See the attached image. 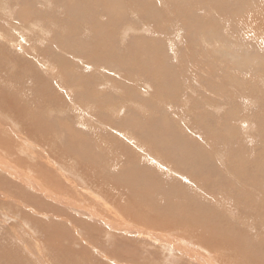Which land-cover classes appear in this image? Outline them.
Masks as SVG:
<instances>
[{
    "label": "rangeland",
    "instance_id": "rangeland-1",
    "mask_svg": "<svg viewBox=\"0 0 264 264\" xmlns=\"http://www.w3.org/2000/svg\"><path fill=\"white\" fill-rule=\"evenodd\" d=\"M129 262L264 264V0H0V264Z\"/></svg>",
    "mask_w": 264,
    "mask_h": 264
},
{
    "label": "bare ground",
    "instance_id": "bare-ground-1",
    "mask_svg": "<svg viewBox=\"0 0 264 264\" xmlns=\"http://www.w3.org/2000/svg\"><path fill=\"white\" fill-rule=\"evenodd\" d=\"M160 95H161V94H160ZM168 107H169V106H168ZM171 108H172V107H171ZM86 114H87V113H86ZM167 123H168V122H167ZM155 156H156V155H155ZM158 159H160V158H158ZM160 161H161V160H160ZM169 168H170V167H169ZM171 171H172V170H171ZM173 171H174V170H173ZM11 173H12V172H11ZM177 173H178V172H177ZM180 174H181V173H180ZM12 175H16V174L14 173V174H12ZM17 176H18V175H17ZM26 176H27V175H26ZM20 177H21V176H20ZM24 177H25V175H24ZM36 185L39 186V184H36ZM41 187H42V186H41ZM38 188H39V187H38ZM43 188H44V187H43ZM41 189H42V188H41ZM42 190H43V189H42ZM44 190H46V189H44ZM50 195H52V194H50ZM101 196H102V195H101ZM50 197H52V196H50ZM56 197H57V196H55V197H53V198L56 199ZM66 197H68V196H66ZM93 197H94V196H93ZM95 197L97 198L98 196H95ZM95 197H94V198H95ZM53 198H52V199H53ZM100 198H102V197H100ZM60 199H61V197H60ZM53 200H54V199H53ZM56 200H58V199H56ZM66 200H67V199H66ZM54 201H55V200H54ZM58 201H59V200H58ZM56 202H57V201H56ZM59 202H61V201H59ZM62 203H63V202H62ZM63 204H65V203H63ZM104 204H105V203H104ZM104 206H105V205H104ZM106 206H107V205H106ZM84 207H85V206H84ZM99 207H100V206H99ZM104 208H105V207H104ZM107 208H108V207H107ZM114 209H115V208H114ZM92 210H93V209H92ZM92 210H91V211H92ZM99 210H100V208H99ZM99 210H98V211H99ZM101 210H102V209H101ZM105 210H106V209H105ZM105 210H104V211H105ZM109 210H110V208H109ZM93 211L96 212L95 210H93ZM113 211H114V210H113ZM115 211H116V210H115ZM106 212H108V210H107ZM106 212H105V215L107 214ZM90 213H92V212H90ZM96 213H97V212H96ZM103 215H104V214H103ZM92 217H93V216H92ZM98 217H99V216H98ZM88 218H89V217H88ZM93 218H94V217H93ZM93 218H92V219H93ZM97 219H98V218H96V220H97ZM100 219H101V218H100ZM96 220H95V221H96ZM104 221H106V220L104 219ZM114 223H115V222H114ZM123 223H124V222H123ZM136 224H137V223H136ZM104 225H105V224H104ZM108 225H109V224H108ZM110 227H111V226H110ZM113 227H114V225H113ZM116 227H117V226H116ZM130 227H132V226H130ZM122 228H123V227H122ZM139 228H140V227H139ZM145 228H146V226H145ZM124 229H125V228H124ZM141 229H142V228H141ZM150 229H151V228H150ZM153 229H154V227H153ZM109 230H110V229H109ZM131 230H132V229H131ZM155 230H156V229H155ZM115 231H116V230H115ZM128 231H129V230H128ZM110 232H111V231H110ZM142 232H144V231H142ZM157 232L159 233V231H157ZM121 233H122V232H121ZM125 233H127V232H125ZM148 233H151V232H148ZM152 233H153V232H152ZM114 234H115V233H114ZM115 235H116V234H115ZM154 235H156V234H154ZM154 235H153V236H154ZM146 236H147V235H146ZM146 236H145V238H146ZM162 237H164V236H162ZM210 237H211V236H210ZM148 238H149V237H148ZM164 238H165V237H164ZM164 238H163V239H164ZM149 239H150V238H149ZM203 239H204V238H203ZM152 241H153V239H152ZM158 241H160V240H158ZM212 241H213V240H212ZM141 242H142V241H141ZM145 242H146V241H145ZM149 242H150V241H149ZM199 242H200V240H199ZM139 243H140V242H139ZM152 243H153V242H152ZM154 243H155V242H154ZM159 243H160V242H159ZM147 245H148V244H147ZM155 245H156V244H155ZM140 246H141V245H140ZM212 246H213V245H212ZM199 249H200V248H199ZM161 250H163V249H161ZM106 251H107V250H106ZM163 251H164V250H163ZM197 251H199V250L197 249ZM202 251H203V250H202ZM202 251H201V253H202ZM195 252H196V250H195ZM205 252H206V251H204V253H205ZM204 253H203V254H204ZM196 254H197V252H196ZM197 256H199V255L197 254ZM201 257H202V256H201ZM105 258H106V257H105ZM108 258H109V257H108ZM203 258H204V257H202V259H203ZM134 259H135V258H134ZM138 259H139V258H138ZM131 261H132V260H131ZM143 261H144V260H143ZM206 261H208V260H206ZM121 262H122V261H121ZM115 263H116V262H115ZM129 263H130V262H129ZM130 264H131V263H130ZM133 264H134V263H133ZM202 264H203V263H202Z\"/></svg>",
    "mask_w": 264,
    "mask_h": 264
}]
</instances>
